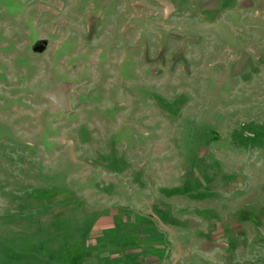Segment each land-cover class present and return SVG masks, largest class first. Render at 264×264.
<instances>
[{
  "label": "rangeland",
  "instance_id": "obj_1",
  "mask_svg": "<svg viewBox=\"0 0 264 264\" xmlns=\"http://www.w3.org/2000/svg\"><path fill=\"white\" fill-rule=\"evenodd\" d=\"M0 264H264V0H0Z\"/></svg>",
  "mask_w": 264,
  "mask_h": 264
},
{
  "label": "water",
  "instance_id": "obj_2",
  "mask_svg": "<svg viewBox=\"0 0 264 264\" xmlns=\"http://www.w3.org/2000/svg\"><path fill=\"white\" fill-rule=\"evenodd\" d=\"M58 99H59V101H60L61 103H63V99H62V97H61L60 94L58 95Z\"/></svg>",
  "mask_w": 264,
  "mask_h": 264
}]
</instances>
